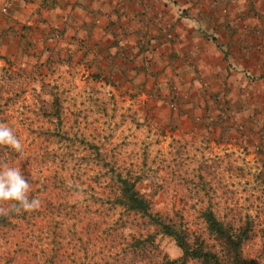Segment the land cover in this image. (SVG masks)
<instances>
[{
    "label": "rangeland",
    "instance_id": "374dc122",
    "mask_svg": "<svg viewBox=\"0 0 264 264\" xmlns=\"http://www.w3.org/2000/svg\"><path fill=\"white\" fill-rule=\"evenodd\" d=\"M4 14L0 11V119L23 151L0 146L7 154L0 165L20 168L30 196L41 206L13 222L18 227L0 230V264H170L178 259L176 243L163 235L148 253L133 255L128 234L152 230L139 216L130 217L124 233L111 231L126 215L101 200L118 195V174L134 181L155 211L186 224L209 244L214 242L200 218L206 208L220 217L249 220L254 231L242 257L248 264H264V137L253 134L248 120L222 121V109L219 119L182 131L183 123L168 112L145 111L136 93L105 89L91 76L63 68L60 60L45 69L39 55L25 53L26 43L21 53L12 50ZM48 197L53 206H66L52 209ZM84 208L104 216L90 246L73 234L74 212Z\"/></svg>",
    "mask_w": 264,
    "mask_h": 264
},
{
    "label": "crops",
    "instance_id": "0c3cea01",
    "mask_svg": "<svg viewBox=\"0 0 264 264\" xmlns=\"http://www.w3.org/2000/svg\"><path fill=\"white\" fill-rule=\"evenodd\" d=\"M0 11L12 50L30 45L45 69L60 60L136 93L185 132L224 109L264 137V0H0Z\"/></svg>",
    "mask_w": 264,
    "mask_h": 264
},
{
    "label": "trees",
    "instance_id": "16d2710c",
    "mask_svg": "<svg viewBox=\"0 0 264 264\" xmlns=\"http://www.w3.org/2000/svg\"><path fill=\"white\" fill-rule=\"evenodd\" d=\"M220 119L223 121V118ZM2 150L0 151V160H3L4 156L7 155ZM116 186L119 192L118 195L112 199L101 200V204L104 206L109 205L111 211L122 209L123 214L126 215V220H123L122 217L117 218L111 226V231L114 234L124 233L128 229V221L131 216H139L152 229L140 233L137 237L128 234L127 246L134 251L132 253L135 257L148 253V249L154 247L156 236L163 235L173 239L181 252L180 257L169 262L170 264H188L189 262H197L198 264H248L242 257V247L253 235L254 229L249 220L243 221L240 218L220 217L212 209L206 208L201 212L200 218L205 225L207 235L214 242L209 244L201 235L195 234L193 236L186 224H177L170 217L155 211L152 201L136 190L134 181L122 178L118 174ZM53 203H55L53 198L48 197V207L57 210L58 207L64 208L66 206V203H57L56 206H53ZM2 206L7 208L9 204L5 203ZM99 213L100 211L85 210V208L74 212L77 218L73 217L76 227L74 229L76 232H73V234L78 237L80 242L85 239L89 246L92 244V239H94L100 228L99 225L104 223V216ZM26 214L12 213L8 216H0V230L18 227L19 224L17 223L24 220L27 217ZM13 222L17 223L14 224ZM218 247L220 250H216Z\"/></svg>",
    "mask_w": 264,
    "mask_h": 264
},
{
    "label": "clouds",
    "instance_id": "9594fccd",
    "mask_svg": "<svg viewBox=\"0 0 264 264\" xmlns=\"http://www.w3.org/2000/svg\"><path fill=\"white\" fill-rule=\"evenodd\" d=\"M0 146H7L22 153L23 145L12 128L0 123ZM31 185L21 169L7 164L0 165V216L23 214L36 211L41 206L38 198L30 196ZM8 203L9 207L2 205Z\"/></svg>",
    "mask_w": 264,
    "mask_h": 264
}]
</instances>
